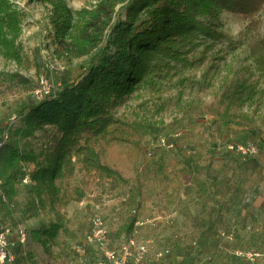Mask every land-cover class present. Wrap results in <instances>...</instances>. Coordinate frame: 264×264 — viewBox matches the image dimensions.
<instances>
[{
  "label": "trees",
  "instance_id": "1",
  "mask_svg": "<svg viewBox=\"0 0 264 264\" xmlns=\"http://www.w3.org/2000/svg\"><path fill=\"white\" fill-rule=\"evenodd\" d=\"M29 1L51 5L57 56L69 61L87 57L88 65L79 78L57 90L52 87L41 99L33 96L35 101L19 108L14 124H0V131L8 132L0 147L3 224L18 227L13 206L18 184L28 174L31 203L50 218L45 227L30 231L43 248L62 236L74 238L64 208L81 201L92 183H107L111 190L127 187L121 205L129 213L121 230L130 234L148 186L170 175L164 154L146 148L150 130L186 127L191 147L176 143L181 136L172 143L180 155L172 178L184 181L187 197L203 193L218 215L227 216L240 206L251 183L264 182V150L233 166L210 153L213 142L243 133L252 136L264 125L259 89L264 83V38L256 35L264 0H101L93 9L76 11L65 0ZM223 13L247 20L243 33L249 38V55L243 59L225 31ZM18 32L17 13L0 0V56L18 58ZM8 77L22 89L37 86L17 72ZM145 96L155 99L153 113L161 114L173 100L180 116L156 123L142 103L132 107ZM26 165L32 169L25 171ZM129 166L130 180L116 169ZM78 174L80 186L70 187ZM172 194L168 196L180 203L181 195ZM261 210L252 235L264 234V202ZM231 228L213 234L223 239ZM194 243L175 244L164 264H198V255L218 247L213 239L207 245Z\"/></svg>",
  "mask_w": 264,
  "mask_h": 264
},
{
  "label": "rangeland",
  "instance_id": "2",
  "mask_svg": "<svg viewBox=\"0 0 264 264\" xmlns=\"http://www.w3.org/2000/svg\"><path fill=\"white\" fill-rule=\"evenodd\" d=\"M6 1L8 7L18 15L19 32L14 45L18 49V58L0 56V117L2 120L19 113V108L27 101H35L33 96L37 87L33 91L22 89L21 86H16L11 82L8 73H20L35 81L37 85L39 75L43 74L48 78L51 89L54 87L57 90L63 83L79 78L88 65L87 57L73 58L69 61L55 53L56 40L51 22V5L29 0ZM99 1L101 0H65L67 7L72 11L93 9ZM259 15L261 25L256 35L264 38V7ZM222 19L226 33L235 44L236 54L240 59L245 58L249 55V38L243 33L247 20L229 13H223ZM259 89L264 97L262 81ZM173 96L174 92L171 93V97ZM154 102L155 99L145 96L134 102L132 107L137 103H142L145 113L149 116L153 113L151 105ZM153 114V119L160 125L161 122L167 124L174 117L180 116L173 100L161 114ZM202 120L198 119V121ZM40 133L36 132L37 135ZM186 134V127H183L180 130L178 128L166 129L160 133L150 130V133L146 135V148L152 153L164 154L170 168V175L165 182L157 186H148L143 207L137 213V221L130 234L121 230V225L129 213L128 209L121 205V200L126 197L127 187L111 190L107 183L97 185L92 183L84 188L85 194L81 201H72L64 208L70 220V227L74 231V238L62 236L58 243L43 250L31 237L30 231L45 227L50 218L38 212L35 203H31L33 198L27 183H19V193L13 206L14 215L19 224L17 228L9 226L11 251L16 257V264H77L79 259H83L87 264L94 263L100 256L95 245L90 247L86 245L81 257L75 249L77 245L83 244L90 233L92 219L95 216L100 217L106 227L104 243L108 248L119 249L120 245L130 238H134L136 242L147 247V252L140 264L166 263V257L172 247L180 241L190 245H194V241L199 245H207L212 239L218 241V250L198 255L200 258L198 264H224L228 256L225 258L223 254L227 253L232 245L243 244V246L264 249V234L259 235L257 232L252 235L253 230L257 231L262 217L264 182L258 179L251 183L246 190L242 204L233 208L227 216L218 215L201 192L187 197L184 194L187 189L182 183L184 181L179 182L172 178L173 170L180 165V155L176 148L172 147V143L178 136H181L176 143L189 149L191 141ZM253 134L249 136L248 133H243L213 142L210 144V153L230 166L244 158H257L264 150V125L258 131L254 130ZM199 142L204 145L205 139H200ZM249 145L254 147V153L243 154L237 150L238 146L247 147ZM30 169L32 166L27 167L26 165L25 171ZM116 169L120 175L130 180V166L126 169ZM80 179L81 174H78L68 185L79 187ZM170 193H173L172 195L179 193L181 202L173 201L168 196ZM226 224L231 225L232 230L225 238L220 239L218 235L213 234L215 230L227 229ZM18 229H23L27 233L25 242L21 244L16 239ZM209 258L211 261H207ZM29 259V263L26 262Z\"/></svg>",
  "mask_w": 264,
  "mask_h": 264
},
{
  "label": "built area",
  "instance_id": "3",
  "mask_svg": "<svg viewBox=\"0 0 264 264\" xmlns=\"http://www.w3.org/2000/svg\"><path fill=\"white\" fill-rule=\"evenodd\" d=\"M51 92V84L49 83L48 78L41 74L38 77V85L34 90V96L37 99L43 98L45 95ZM16 121V115L9 116L6 120H2L0 117V124L2 125H12ZM1 127V126H0ZM8 138L7 131H0V147ZM237 150L241 153H254L255 149L252 145L247 147L238 146ZM23 183L29 182V175L25 174L22 178ZM0 199L5 200V196L1 190V178H0ZM10 227L5 225L1 221L0 216V264H15V255L11 251V241L9 239ZM106 236V227L102 219L98 216H95L92 219V228L90 233L86 236L83 244L76 246V251L81 257L85 251L86 245L96 246V249L99 253V258L95 260L92 264H140L142 262L146 252L147 247L143 244H140L130 238L120 245L119 249H110L105 243ZM27 238V233L23 229H18L17 231V242L24 243ZM232 248L223 254V257L227 258L224 264H264V249L257 247L243 246L241 245H232ZM211 261V258L207 259ZM77 264H87L83 259H79Z\"/></svg>",
  "mask_w": 264,
  "mask_h": 264
},
{
  "label": "crops",
  "instance_id": "4",
  "mask_svg": "<svg viewBox=\"0 0 264 264\" xmlns=\"http://www.w3.org/2000/svg\"><path fill=\"white\" fill-rule=\"evenodd\" d=\"M37 245H39V246H41V247H42V245H41V244H39V243H38ZM41 249H43V250H44V249H46V248H43V247H42ZM29 261H30V259H29L28 261H26V262H28V263H29ZM25 264H26V263H25Z\"/></svg>",
  "mask_w": 264,
  "mask_h": 264
}]
</instances>
